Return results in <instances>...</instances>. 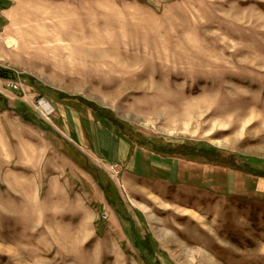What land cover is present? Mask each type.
I'll use <instances>...</instances> for the list:
<instances>
[{
    "label": "rangeland",
    "instance_id": "374dc122",
    "mask_svg": "<svg viewBox=\"0 0 264 264\" xmlns=\"http://www.w3.org/2000/svg\"><path fill=\"white\" fill-rule=\"evenodd\" d=\"M0 70V264H264V0H0Z\"/></svg>",
    "mask_w": 264,
    "mask_h": 264
},
{
    "label": "crops",
    "instance_id": "0c3cea01",
    "mask_svg": "<svg viewBox=\"0 0 264 264\" xmlns=\"http://www.w3.org/2000/svg\"><path fill=\"white\" fill-rule=\"evenodd\" d=\"M3 117H8V116H5L4 114H3ZM13 120H11V119H9V124H11L12 125V122ZM19 125V128H26L25 127V125H23V124H21L20 122L18 123ZM17 125V124H16ZM32 127V126H31ZM27 129V128H26ZM23 131H26V132H24V134H20L19 133V136H20V139L18 140L17 139V141L16 140H13L14 139V137H18L16 134L14 135V134H12L14 137H10L9 138V134L7 133V131L5 132L6 133V135H5V140L4 141H8V143H7V146H8V148H43V142H40V140H38L37 139V134L36 133H34L35 132V129H32V131H31V129H29V132L27 131V130H23ZM18 134V133H17ZM90 141H91V146H90V148H93V151H95L97 154H100V155H102V153H101V149H99V148H96L95 146L97 145V143L95 142V141H93V139H90ZM15 142H16V145L17 146H13V144H15ZM95 142V143H94ZM109 142H111V140H109ZM95 144V145H94ZM124 142H123V139L122 140H120V145L118 146V148H120V150L119 149H117V147H116V150L114 151V148L112 149V148H108V149H106L105 150V152H108V153H106L107 155H109V157H111V156H113V154H115L116 155V157L117 158H119L120 156L121 157H123V156H126V153H125V150L123 149L124 148ZM132 143H131V146L129 147V148H131L132 147ZM7 148V147H6ZM95 148V149H94ZM132 148H137L135 145H133V147ZM111 150H113V151H111ZM122 154V155H121ZM108 157V156H107ZM141 156H140V153L138 152V155H137V153H136V155H135V152H134V155H133V160H132V162L131 163H133V164H137V167L136 168H134L135 166H132V168H130V167H128L127 168V172L129 173V174H131V175H133V176H138V177H144V178H154V179H160V180H165V181H168V182H171V183H173V184H180V183H183V184H186V185H188L187 187H196L197 189H203V185H204V183H200V182H197V181H195V180H189V179H187V178H177V177H175L176 176V174H175V171L177 172L178 170H179V168H178V164H176V167H175V165L173 164H169V166H167V168H165V177L164 176H162V175H160L159 173H162V172H148V173H146V172H144L143 171V169L141 168V166H140V164H142L141 163V158H140ZM111 159H113V158H111ZM153 163H152V165H155V166H160V165H162V166H164V167H166V164H165V162H162V161H158L157 159L156 160H153L152 161ZM203 163V162H202ZM135 164V165H136ZM213 164V163H212ZM210 166V165H209ZM213 166H219L218 164H214ZM213 166H211L210 167V169H212L213 168ZM225 166V165H224ZM221 167V166H220ZM224 168H226V166L225 167H222V169H224ZM168 169V170H167ZM208 170H209V168H207ZM168 171V172H167ZM240 171V170H239ZM216 171H214L213 170V173L214 174H218V171H217V173H215ZM241 172V171H240ZM244 172V173H243ZM242 173L243 174H247V175H245L244 177L245 178H247L248 177V179L249 180H253V182L255 181V185L258 187V183L260 184L261 182H258V179H260L261 177L260 176H254V174H252V173H249L248 171H242ZM155 174V175H154ZM210 176V175H209ZM212 177H213V175H211ZM210 176V177H211ZM218 176V175H217ZM253 176L254 177H257V181L256 180H254L255 178H253ZM123 177H127V176H123ZM127 178H129V177H127ZM131 181H132V179H131ZM261 181V180H260ZM263 181V180H262ZM132 183H133V181H132ZM202 187V188H201ZM134 189V188H133ZM258 189V188H257ZM258 191H262V192H264V190L263 189H259ZM193 193V191H192V189H191V191H189V193L188 194H192ZM246 197V201H251V200H253L252 198H251V196L249 197V196H245ZM257 199V198H256ZM258 200H264V199H259L258 198ZM186 201H189V199H187ZM185 210H189V209H185ZM185 214H187V213H185ZM190 215V214H189ZM191 216V215H190ZM193 217V216H192Z\"/></svg>",
    "mask_w": 264,
    "mask_h": 264
},
{
    "label": "bare ground",
    "instance_id": "6f19581e",
    "mask_svg": "<svg viewBox=\"0 0 264 264\" xmlns=\"http://www.w3.org/2000/svg\"><path fill=\"white\" fill-rule=\"evenodd\" d=\"M40 106H41V109L43 110V112L46 114H48L52 110L51 109L52 105L48 101H46L44 98H42V100L40 101Z\"/></svg>",
    "mask_w": 264,
    "mask_h": 264
},
{
    "label": "trees",
    "instance_id": "16d2710c",
    "mask_svg": "<svg viewBox=\"0 0 264 264\" xmlns=\"http://www.w3.org/2000/svg\"><path fill=\"white\" fill-rule=\"evenodd\" d=\"M4 71H2V70H0V76H3L2 75V73H3ZM95 111V110H94ZM23 117H24V119H27V120H30L31 122H33V123H35L36 125H39V126H41L42 127V124H41V122L38 120V119H35V118H28V115L27 114H24L23 115ZM43 129H46V128H43ZM203 155V154H202ZM214 163V162H213Z\"/></svg>",
    "mask_w": 264,
    "mask_h": 264
}]
</instances>
